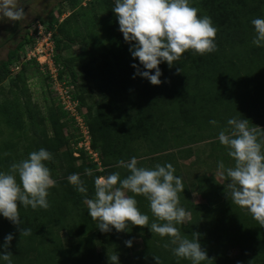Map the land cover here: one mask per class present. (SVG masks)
Instances as JSON below:
<instances>
[{
	"label": "trees",
	"instance_id": "16d2710c",
	"mask_svg": "<svg viewBox=\"0 0 264 264\" xmlns=\"http://www.w3.org/2000/svg\"><path fill=\"white\" fill-rule=\"evenodd\" d=\"M82 1L65 0L72 13L54 32L53 41L54 63L63 67L60 77L69 72L73 85L79 78L62 59V53L68 48L65 43L73 45L79 42L83 45V53L74 60L82 62L85 73V78H81V90L76 94L79 109L85 106L82 95L89 91L86 80L99 87L105 97L106 93L111 95L106 106L102 105L104 101L96 107H87L85 122L90 147L98 154L102 172L89 180L84 177V168L93 165L95 169L97 163L82 150L86 156L85 163L80 168L73 166L70 169L85 182L87 197H94L97 177L119 172L124 178L129 174L127 169L117 167L121 159L128 161L136 157L138 167L146 168L171 164L175 168L174 174L182 177L178 162L189 160L192 155L190 146L207 138L212 140L209 158L223 161L226 168L231 164L234 167L235 161L219 143L218 133L227 127V120L232 117H243L249 120L250 126H256L260 111L264 110V47L252 44L255 31L251 24L254 18H264V6L259 14L252 8L253 2L249 1L239 9L236 5L229 9L222 1L198 13L199 16L210 17L217 28L216 51L204 55L186 51L176 72L172 67L178 62H174L172 67L162 63L159 67L163 83L157 86L140 76L133 78L136 69L132 64H139V61L131 56L130 44L125 42L119 30L118 19L113 12L115 2L111 5L110 0H95L88 9L81 6ZM198 1L196 3H200ZM103 13L106 17L98 16ZM42 25L47 31H53L50 23L43 22ZM80 37L84 38L79 40ZM31 43L26 35L7 53L6 59L0 61V82L9 83L8 92L2 89L0 93L11 95L10 101L0 105V116L12 133L18 132L25 137V129L30 133L32 142L29 147L32 150L44 148L52 154L53 160L46 163L57 180V186L49 190L48 209L19 208L23 225H13L0 216V244L7 234L14 236L8 249L13 254V264H110L109 257L114 254H118L120 264H155L154 256L159 257L162 264H191L189 260L172 254L171 249L175 245L168 237L161 238L148 227L134 226L129 222V231L117 233L113 229L104 233L99 230L98 221L88 214L85 195L78 193L75 186L62 178L65 177L62 155L65 154L61 150L68 146L60 120L68 122L70 119L57 104L45 106L43 114L32 104L26 83L41 75L36 61L22 64L19 73L11 76L10 67L19 61L21 52ZM109 58L119 72L109 78L105 74L103 78L96 76L109 68ZM24 115L25 122L22 120ZM211 120L217 121V125L210 124ZM46 122L49 127L46 125L41 130L39 125ZM16 144L0 148L5 151L3 156L0 154V171L9 172L11 166L18 163L11 153ZM67 157L72 163L76 161L71 154ZM182 182L185 189L179 193L180 206L190 213V219L177 227L181 235L189 239L193 233L199 234L201 246L210 259L204 264H264V227L247 209L231 202L227 195L229 179L226 174L224 184L208 176L198 177L191 185L183 179ZM192 193L204 203L195 204ZM135 198L139 210L149 216L150 224L160 222L152 215L145 197ZM23 227L30 229L31 235L20 236ZM62 232L67 235L66 242L60 237ZM129 239H139L142 248L136 251L133 247H126L125 241ZM165 244H168L167 248ZM228 249H238L239 254L231 257Z\"/></svg>",
	"mask_w": 264,
	"mask_h": 264
},
{
	"label": "clouds",
	"instance_id": "9594fccd",
	"mask_svg": "<svg viewBox=\"0 0 264 264\" xmlns=\"http://www.w3.org/2000/svg\"><path fill=\"white\" fill-rule=\"evenodd\" d=\"M113 12L125 42L130 44L131 56L139 61V64H132L136 69L133 78L140 76L152 85L163 83L159 67L162 63L172 67L188 50L204 55L217 49V28L210 17L198 15L199 9L192 6V0H115ZM24 18L23 0H0V23H20ZM251 24L255 31L252 44L264 47V18H254ZM209 123L217 125L215 120ZM218 141L235 161L234 167L227 168L223 161L218 162L220 175L226 174L229 179L228 197L232 203L247 209L264 227V129L250 126L249 120L243 117H232L227 120V127L219 131ZM52 160V154L41 148L14 163L9 172L0 171V216L20 226L23 224L19 208L50 207L49 190L57 186L46 163ZM138 163L136 157L119 160L117 167L127 169L129 174L124 178L119 172L97 177L92 198L87 197L88 188L79 174H72L67 179L78 193L85 195L88 214L98 221L101 232L129 231L130 222L134 226L148 227L161 238L168 237L175 245L171 251L177 258L189 260L191 264H204L210 260L201 246L199 234L193 233L189 239L181 235L177 227L190 219V213L180 206L179 193L185 189L182 177L174 174L175 168L171 164L146 168L138 167ZM85 175L92 176L93 173L86 169ZM135 196H143L149 201L152 215L160 222L149 223V216L139 210ZM21 235L29 236L31 230L23 227ZM13 239V234L9 233L0 244L3 249L0 264H13V254L8 251ZM125 246L131 248L133 241H125ZM154 260L155 264H162L159 257L154 256ZM109 261L120 264L118 254L111 255Z\"/></svg>",
	"mask_w": 264,
	"mask_h": 264
},
{
	"label": "rangeland",
	"instance_id": "374dc122",
	"mask_svg": "<svg viewBox=\"0 0 264 264\" xmlns=\"http://www.w3.org/2000/svg\"><path fill=\"white\" fill-rule=\"evenodd\" d=\"M200 0V3H196L199 2L198 0H192V6L196 7L199 9V13L200 12H205L206 10H209L211 8H209V6H212L214 4L217 3H221L222 1H225L224 6L226 5V7H228L229 9L232 8L234 5H236V7L242 8L244 4L250 2H253L252 8L257 10V13H261V10L263 9V4H264V0H209V1H203ZM95 2V0H83L82 1V7H86V8H90V6ZM111 5L114 4L115 0H110L109 1ZM203 3V4H202ZM28 7L27 11L25 12V18L22 21L24 24L29 25V30L33 28V26H37V24H42L43 22L45 23H50L53 27V31H51L52 33V38L49 40V37L47 35H42L41 37H39L38 40V45L37 46H32V48L37 47V51L35 52V56L36 58L42 55H44L45 53L49 52V48H51V46H53V34L56 30L60 29V24L63 22V20H65L67 17H69L72 13V10L69 8L68 4L65 2V0H23V7ZM247 6V5H246ZM223 8V7H222ZM222 8L218 11L217 9L215 11H218V13H220L222 11ZM101 18L106 17V15L103 14H99L98 15ZM12 22H4V23H0V61H4L6 59V55L7 53L14 49L15 46L17 45L18 39H10L9 41H7V33L4 32V30L6 28H10ZM72 27H74V25L72 24ZM68 27H66L67 29ZM65 29V28H64ZM73 29V28H72ZM81 31L83 33V29L82 27H80ZM28 30V31H29ZM28 34V32H27ZM100 37L102 35H99ZM84 37H80L78 38L79 40L83 39ZM65 45H68V48L64 50V52L62 53V59L68 63V65L70 66L71 70L78 76V82L76 85H73L71 83V75L69 72H65L62 74V76L60 77V75L58 76L59 79H64V81L67 82V85L69 84V86H73L74 88V92L75 94L78 95V90H81V78H85V73L83 72L82 69V62H76L74 61L78 56H80L83 51V45H81V43H76L73 45H69L67 43H65ZM36 49V48H35ZM45 51V53L43 52ZM190 51V50H188ZM24 52V49L23 51ZM21 52V54H22ZM194 51H191V53H193ZM20 54V55H21ZM38 54V55H37ZM54 54V53H53ZM110 59V66L109 68L106 67L105 69H103V71L100 73V75L97 73L96 76L98 75L99 77L101 76V78H103L104 74L106 75L107 78H109L110 76L117 74L119 72V70L117 69L115 63L112 61L111 58ZM41 61V60H40ZM43 61V59H42ZM41 61V62H42ZM181 61V59H180ZM15 63L14 65H12L10 67V73L12 77H15V75L17 73H19L21 67H16ZM27 64V63H25ZM181 63L174 65V67H172V71L176 72L179 70ZM24 65V64H23ZM39 71L41 75H38L36 78H33L31 80H29L26 83V87L28 88V91L31 95V100H32V104L37 106V110L43 114L44 113V109L45 106H52V105H56L57 102L53 97V93L51 90H53V87H51L50 85V79H49V73L50 71H42L40 70V65H38ZM54 69V68H53ZM52 69V70H53ZM128 70V69H126ZM171 71V70H170ZM54 74V73H53ZM116 79V78H115ZM86 86H88V92L85 93L84 95H82L85 99V106L82 108V119L80 117V119L82 120V122H86L87 120V107L88 106H94L96 107L97 105H99L100 103H104L102 105L106 106V101L108 99H110L111 95L109 96L108 93L107 97H105L104 95H102V93L99 91V87H96L93 82H91L90 80H86ZM68 86V87H69ZM4 90L5 92H8L9 90V83L8 81H3L0 82V92L1 90ZM10 101L11 100V95L6 94V95H1L0 93V105H2L4 102L6 101ZM108 108V107H107ZM94 114L96 113V108H94L93 110ZM261 113V117L259 120H257L255 122L256 126L264 129V110L260 111ZM68 119H72L71 115H67ZM22 120L25 122L26 121V116L24 115ZM66 121L64 120H60V124H63V129H62V133L64 134L66 141H67V146L64 150H61L65 155H62V160L64 161V168H65V177L64 178L67 182L68 181V176L72 175V172H70V169L74 166V168H80L81 166H83L82 164L85 163V155L82 154L83 152L80 151L81 149L78 147V144L76 145L75 142L78 139H82V135L80 133V120H71V121ZM46 125L49 127L48 123L46 122V124H41L39 125V128L44 129V127H46ZM82 131V130H81ZM24 132L26 133V137L22 136L20 133H12L11 129L6 126V124L4 123L3 117L0 116V148L4 147L6 144H16V146L14 147V150L12 149L11 153L13 152L12 156L14 158V160L16 162H20L23 159H26L29 155V153L33 152L34 150H32L29 147V144H31L32 142V137L30 136V133L25 129ZM17 135H19L20 137H17ZM212 140H210L209 138L205 139V141H203L200 144H196V145H192L190 146L191 150H192V155L191 158L189 160H181L180 162H178L179 165V170H180V174L182 176V179L184 180V182H186L188 185H191L192 183H195V180L200 177V176H208V177H212L214 178L219 184H224V179L225 176H221L220 175V170L218 169V162H216V160L210 159L209 158V154L211 153V148H210V142ZM79 143V142H78ZM186 147V145L184 146ZM4 150V149H3ZM0 149V154L3 156L5 154V151H3ZM82 152V153H81ZM71 154L73 158L76 159L75 162L72 163V161L68 160V155ZM67 155V156H66ZM219 153H216V156H218ZM144 157V156H143ZM95 169H93V165H90V167L87 165L86 168H84V177L89 180L91 177L95 176L97 173H101L103 170V167L100 165H95ZM231 167H233V164H231ZM89 169L92 171L93 175L92 176H87L85 175V170ZM6 172L7 171H3ZM62 174H60L59 176L61 177ZM71 184V183H69ZM192 197V201L195 204H201L204 203V201L195 193H192L191 195ZM188 222V220L184 223L186 224ZM60 237L61 239L66 242V233L62 232L60 233ZM133 249L140 250L142 248V242L139 239H135L133 241ZM131 247V248H132ZM227 253L229 256L231 257H235L239 254V250L238 249H228Z\"/></svg>",
	"mask_w": 264,
	"mask_h": 264
},
{
	"label": "built area",
	"instance_id": "2783aa9c",
	"mask_svg": "<svg viewBox=\"0 0 264 264\" xmlns=\"http://www.w3.org/2000/svg\"><path fill=\"white\" fill-rule=\"evenodd\" d=\"M44 34L49 37V40L52 38L51 31H47L42 24H37V26L34 25L33 28L28 31L27 37L32 43L24 48V52H22V54L20 55L16 67L18 68L21 67L22 64L29 63L31 61H36L37 64L40 65V70L50 71L48 77L50 79V85L51 87H53V90L51 91L53 93L54 99L57 102V105H59L67 115H71V120H80L79 124L82 123L80 126V133L82 135V139H80L78 147L82 151H84L87 156H90L95 163L99 165L98 154L93 152L90 147V136L88 127L86 123L82 122L81 120L82 109H79L80 105L77 96L74 92V88L73 86H69V84V87L66 86L67 82L64 81V79H59L58 77L63 71V67L60 65H55L54 63V43L53 46L49 48L50 50L48 53H45V51H43L45 54L42 56L39 55L38 58H36V56L34 55L37 51V47L32 48V46H37L39 37Z\"/></svg>",
	"mask_w": 264,
	"mask_h": 264
},
{
	"label": "flooded vegetation",
	"instance_id": "af4514ba",
	"mask_svg": "<svg viewBox=\"0 0 264 264\" xmlns=\"http://www.w3.org/2000/svg\"><path fill=\"white\" fill-rule=\"evenodd\" d=\"M28 9V7H24V11L26 12ZM29 25L24 24L23 22H12L10 28H6L4 30L5 33H7L8 37H7V41H9L10 39H18L17 44L23 40L26 35L27 32L29 30Z\"/></svg>",
	"mask_w": 264,
	"mask_h": 264
}]
</instances>
